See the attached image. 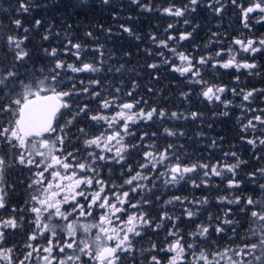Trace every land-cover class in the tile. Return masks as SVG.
Listing matches in <instances>:
<instances>
[{
    "label": "snow or ice",
    "instance_id": "snow-or-ice-1",
    "mask_svg": "<svg viewBox=\"0 0 264 264\" xmlns=\"http://www.w3.org/2000/svg\"><path fill=\"white\" fill-rule=\"evenodd\" d=\"M0 12V264H264V0H0ZM152 15L163 31H137ZM122 36L143 48L108 47ZM229 121L233 140L213 134Z\"/></svg>",
    "mask_w": 264,
    "mask_h": 264
},
{
    "label": "trees",
    "instance_id": "trees-1",
    "mask_svg": "<svg viewBox=\"0 0 264 264\" xmlns=\"http://www.w3.org/2000/svg\"><path fill=\"white\" fill-rule=\"evenodd\" d=\"M9 2L11 3H15V0H9ZM161 2H163V0H161ZM5 7L8 6V4L6 3L4 5ZM85 15H87L88 20L92 21V22H100V23H104V24H110L113 23V21L111 20V17L107 14V13H100V12H89V13H82L81 16L79 17L80 19H84ZM0 20H3L4 24L8 23V20L5 18V14L3 12H0ZM136 30L139 32H143L146 33L149 28H155L156 24L159 23L160 24V31H163V28L166 26L165 24V19L159 17L158 15H152V16H142L140 18V20L136 21ZM215 23V21H213V24ZM228 24L229 21L228 19L224 20L223 23V27L224 28H228ZM237 26L235 24H233V29L236 28ZM233 29H228L229 31H233ZM215 30V29H213ZM210 34L207 31V28L205 27L202 31H200L199 36L197 38V43L201 45V47H203V45L207 42L208 40V36ZM137 43H140L141 48H143L144 43L143 42H137L135 40H130L128 39L126 36H122L119 38H114L112 41L108 42V47H112L113 45H115L116 48H130L133 52L135 51V46ZM190 49V46H188ZM212 50V49H210ZM145 59H147V57L143 54V52H141V55L137 58L134 57L132 63L134 65H143L145 62ZM142 71H145L143 69H141ZM224 70H221V73H223ZM127 75V73H126ZM170 77L166 76L165 80L161 81V85L163 86L165 83H167V79H169ZM205 78L206 79H210L213 80V82H219V81H223L224 83H229L231 81V77L229 75L223 74L220 75L219 77L214 76L211 72L205 73ZM143 81L147 80V75H146V71H145V75L142 77ZM257 87H259V83L256 84ZM169 87L172 88V93H166V95H168V99L164 101V103L168 104L169 106L175 107L177 104V94H176V90L175 87L173 85H169ZM198 87L196 89V91H198ZM141 91H144L143 88V84L141 87ZM192 105H193V110L195 109H200L201 111H203L205 113V119H207L210 115V107L207 105V101H205L203 104L200 103V101L196 98L195 93L193 94V100H192ZM181 108H183V104L180 105ZM186 128L188 130L189 135L193 134V131L195 129V126L192 124H188L186 125ZM207 130V129H206ZM213 134L219 132L223 135H225L227 137L228 140H233L235 137V131L232 129V122L229 121L227 124H216L213 127L212 130ZM188 146H189V151L196 154V155H200L201 153L206 157L208 155L209 151H212L211 149H206L205 146L203 144H198L194 141H188L187 139H185L184 141ZM215 156L219 157L220 153L217 151L214 153ZM190 187V186H189ZM199 195V193H197Z\"/></svg>",
    "mask_w": 264,
    "mask_h": 264
},
{
    "label": "flooded vegetation",
    "instance_id": "flooded-vegetation-1",
    "mask_svg": "<svg viewBox=\"0 0 264 264\" xmlns=\"http://www.w3.org/2000/svg\"><path fill=\"white\" fill-rule=\"evenodd\" d=\"M257 27H259V26H257ZM258 84V83H257Z\"/></svg>",
    "mask_w": 264,
    "mask_h": 264
}]
</instances>
